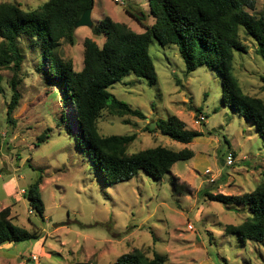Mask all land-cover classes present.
Masks as SVG:
<instances>
[{"label": "rangeland", "instance_id": "obj_1", "mask_svg": "<svg viewBox=\"0 0 264 264\" xmlns=\"http://www.w3.org/2000/svg\"><path fill=\"white\" fill-rule=\"evenodd\" d=\"M49 0H0L35 10ZM95 0L94 23L110 17L135 33H144L127 12L144 15L147 25L155 19L147 0ZM93 13V12H92ZM255 16L264 15V0H256ZM76 45L64 43L60 54L72 60L77 71L84 67V41L99 46L92 28H78ZM246 54H235L234 74L245 94L264 102V63L258 45L240 31ZM21 64L1 68L0 94V213L10 209L12 222L36 231L38 241L7 244L0 248V264H114L118 257L138 249L149 258H166V264H264V242L242 243L226 235L228 225L238 226L251 218L243 205L212 202L207 192L243 196L253 192L264 178V140L253 121L223 104L222 77L206 66L193 73L176 46H150L158 82L130 76L110 92L132 109L145 115L116 117L104 111L98 120L101 135L137 139L128 148L134 154L149 148L190 150L194 157L176 163L161 181L140 172L128 182L106 185L87 154L79 152L73 107L65 106L61 93L38 71L40 50L28 39L20 42ZM15 80L20 100L8 115ZM65 110L72 124L58 125ZM176 116L187 130L201 133L185 145L161 135L159 120ZM69 123V124H70ZM46 142L39 144L40 137ZM232 154L233 162L226 161ZM211 172L208 176L207 171ZM42 175L41 197L45 206L41 219L24 198L25 191ZM183 185L174 189L172 180ZM211 180L214 182L212 183Z\"/></svg>", "mask_w": 264, "mask_h": 264}, {"label": "trees", "instance_id": "obj_2", "mask_svg": "<svg viewBox=\"0 0 264 264\" xmlns=\"http://www.w3.org/2000/svg\"><path fill=\"white\" fill-rule=\"evenodd\" d=\"M155 19L147 25L145 16L126 12L144 28L138 34L127 25L107 17L94 23L95 37L106 39L99 46L94 40L84 41V67L77 71L72 60H65L60 49L64 43L76 45L75 24L84 12L94 8L95 0H49L41 7L25 11L20 5L0 3V69L18 68L21 64L20 42L28 39L40 50L42 71L46 80L62 97L65 109L73 107L75 134L65 110L58 125L66 123L67 132L75 138L79 152L87 154L104 183L114 186L132 180L144 172L156 181L167 176L172 167L194 157L190 150L173 151L166 147L149 148L134 154L128 148L137 139L129 136H103L98 129V120L104 111L116 117L133 116L145 119V115L118 100L110 89L130 76L146 80L155 86L158 76L150 56V46L157 41L162 47L176 46L185 63L186 72L193 73L206 66L222 77L223 104L244 118L255 123L264 140V102L244 93L234 74L235 54H246L247 47L240 39V31L257 45V55L264 63V15L250 13L256 10V0H147ZM264 84V74L261 77ZM2 78L0 76V94ZM12 99L8 115L16 109L20 93L15 80L11 82ZM70 123V124H69ZM161 135L181 144H191L202 136L187 130L176 116L167 121L156 122ZM150 130V126L147 127ZM42 135L39 144L46 142ZM264 176V175H263ZM43 177L24 193L32 211L41 219L45 206L40 186ZM179 193L187 192L177 180H172ZM212 202L225 206L243 205L252 216L238 226L228 225L226 235H236L242 243L264 242V178L256 189L243 196L211 194ZM10 209L0 213V248L7 244L38 241L42 237L36 231H28L15 225ZM87 264V263H85ZM114 264H166V258L154 254L147 257L138 249L124 254Z\"/></svg>", "mask_w": 264, "mask_h": 264}, {"label": "water", "instance_id": "obj_3", "mask_svg": "<svg viewBox=\"0 0 264 264\" xmlns=\"http://www.w3.org/2000/svg\"><path fill=\"white\" fill-rule=\"evenodd\" d=\"M92 12V9L86 10L80 20L75 24V29L83 27L93 28L94 22L92 19ZM156 125L157 123H154L152 126H150V128L153 129L154 127H156Z\"/></svg>", "mask_w": 264, "mask_h": 264}, {"label": "built area", "instance_id": "obj_4", "mask_svg": "<svg viewBox=\"0 0 264 264\" xmlns=\"http://www.w3.org/2000/svg\"><path fill=\"white\" fill-rule=\"evenodd\" d=\"M116 3H118V4H121V5H125V3L123 2V1H121V0H114ZM226 161L227 162H229V163H231V162H233V156H232V154H229L227 157H226ZM208 176H210L211 175V172L208 170L207 171V173H206ZM211 182L213 183L214 181L213 180H211Z\"/></svg>", "mask_w": 264, "mask_h": 264}, {"label": "crops", "instance_id": "obj_5", "mask_svg": "<svg viewBox=\"0 0 264 264\" xmlns=\"http://www.w3.org/2000/svg\"><path fill=\"white\" fill-rule=\"evenodd\" d=\"M94 14V10H93V13H92V15Z\"/></svg>", "mask_w": 264, "mask_h": 264}]
</instances>
